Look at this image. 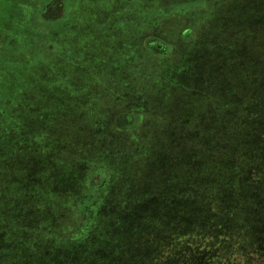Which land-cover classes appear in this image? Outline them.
I'll return each mask as SVG.
<instances>
[{"label": "rangeland", "instance_id": "374dc122", "mask_svg": "<svg viewBox=\"0 0 264 264\" xmlns=\"http://www.w3.org/2000/svg\"><path fill=\"white\" fill-rule=\"evenodd\" d=\"M0 264H264V0H0Z\"/></svg>", "mask_w": 264, "mask_h": 264}, {"label": "trees", "instance_id": "16d2710c", "mask_svg": "<svg viewBox=\"0 0 264 264\" xmlns=\"http://www.w3.org/2000/svg\"><path fill=\"white\" fill-rule=\"evenodd\" d=\"M161 45H162V43H161Z\"/></svg>", "mask_w": 264, "mask_h": 264}]
</instances>
